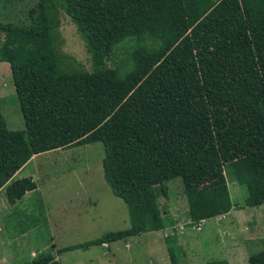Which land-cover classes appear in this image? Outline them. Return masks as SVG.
I'll return each instance as SVG.
<instances>
[{"label":"trees","instance_id":"obj_1","mask_svg":"<svg viewBox=\"0 0 264 264\" xmlns=\"http://www.w3.org/2000/svg\"><path fill=\"white\" fill-rule=\"evenodd\" d=\"M5 1L11 34L33 44L22 61L10 62L32 153L78 139L101 144L104 178L129 216V228L57 252L141 235L143 207L154 229L171 228L164 242L170 263L180 264L185 251L176 225L236 208L224 167L237 159L264 198V58L256 59L241 0ZM196 12L201 18L191 25ZM64 18L76 28L88 68L60 47ZM188 47L201 79L191 92L180 64ZM8 138L0 109V189L18 179L10 193L20 200L38 182L14 176ZM173 203L182 204L176 218ZM21 264L61 261L46 252ZM252 264H264V254Z\"/></svg>","mask_w":264,"mask_h":264},{"label":"rangeland","instance_id":"obj_2","mask_svg":"<svg viewBox=\"0 0 264 264\" xmlns=\"http://www.w3.org/2000/svg\"><path fill=\"white\" fill-rule=\"evenodd\" d=\"M241 8L246 28L256 35V59L264 58V0H241ZM5 11L6 1L0 0V109L9 135L8 163L19 168L15 177L30 176L38 182V188L16 200L10 193L18 181L15 179L0 192V264L29 262L46 252H53L61 264H171L164 242L171 228L154 229L152 216L143 207L141 235L57 252V247L78 246L106 232L129 228V216L123 200L104 178L101 144L78 139L33 155L10 69V62L22 61L33 44L13 37ZM197 14L188 18L191 25L201 18ZM59 28L62 51L88 68L74 24L64 18ZM118 53L112 55L115 62L120 59ZM180 64L185 89L191 92L201 85L192 47L182 52ZM262 80L264 83V74ZM224 171L236 208L228 215L195 224L181 220L176 225L185 251L180 264H203L212 259L252 264L256 255L264 254V198L258 180L247 172L242 159L226 164ZM181 205H170L174 218Z\"/></svg>","mask_w":264,"mask_h":264},{"label":"crops","instance_id":"obj_3","mask_svg":"<svg viewBox=\"0 0 264 264\" xmlns=\"http://www.w3.org/2000/svg\"><path fill=\"white\" fill-rule=\"evenodd\" d=\"M34 155V154H33ZM6 187H4L3 189H0V192L2 191V190H4ZM27 194H29V193H27ZM232 210H234V209H232ZM231 210V211H232ZM229 214V213H228ZM227 213L226 214H224V215H228ZM216 217H220V216H216ZM230 264H232V263H230Z\"/></svg>","mask_w":264,"mask_h":264},{"label":"clouds","instance_id":"obj_4","mask_svg":"<svg viewBox=\"0 0 264 264\" xmlns=\"http://www.w3.org/2000/svg\"><path fill=\"white\" fill-rule=\"evenodd\" d=\"M64 147V146H63ZM35 155V154H34ZM200 221H202V220H200ZM212 260H214V259H212ZM208 261H210V260H208ZM204 264V263H203Z\"/></svg>","mask_w":264,"mask_h":264}]
</instances>
